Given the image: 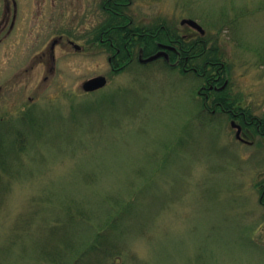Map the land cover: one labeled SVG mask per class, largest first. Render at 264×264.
Wrapping results in <instances>:
<instances>
[{
	"label": "rangeland",
	"instance_id": "obj_1",
	"mask_svg": "<svg viewBox=\"0 0 264 264\" xmlns=\"http://www.w3.org/2000/svg\"><path fill=\"white\" fill-rule=\"evenodd\" d=\"M19 1L0 43V264L45 263L38 248L61 240L50 221L64 211L81 243L67 264H96L82 253L100 232L120 264H264V127L240 141L232 115L204 110L201 80L162 60L115 70L90 34L101 0ZM130 11L178 30L197 20L220 41L233 92L264 117V0H132ZM100 74L108 84L85 91Z\"/></svg>",
	"mask_w": 264,
	"mask_h": 264
},
{
	"label": "trees",
	"instance_id": "obj_2",
	"mask_svg": "<svg viewBox=\"0 0 264 264\" xmlns=\"http://www.w3.org/2000/svg\"><path fill=\"white\" fill-rule=\"evenodd\" d=\"M127 0H111V7L114 8L119 3L126 2ZM121 7V6H120ZM123 9V7H121ZM125 10H130L127 7H124ZM117 10L119 8L117 7ZM112 13V11H111ZM127 21V18H121L119 16H110L109 17V24H110V41L114 43L112 46L111 43L108 42L106 45L108 50L111 52V54H114L117 58V61L119 63V68L116 70H123L124 68L131 67L134 65V62H137L136 55L138 54V51L135 49L137 45H139L140 41L136 38L134 34V30H130L129 28H118L120 23ZM164 26V27H163ZM154 27V26H153ZM98 40L100 38V35L96 37ZM204 40L205 47H204V60L201 63L198 59V54L201 51V48L199 47V44L202 43L201 40ZM164 41V42H178V44L181 46L185 45L187 43L181 36V33L178 32V29H176L173 25H168L166 23H160L159 25L156 23V26L154 27V34L151 36L150 39L144 38L142 41L143 46L146 45V42H151L149 45H147L144 48V54L149 55L151 53H154L158 47L156 46V43L152 41ZM102 44V43H100ZM103 45V44H102ZM189 49L191 55H195V58L193 59L195 66L199 70H203L205 72V79H209L211 75L216 74L215 72L219 68V62L224 63L226 67L220 68L222 70L223 77H228V74L230 73V63L228 62V59H225L224 51L222 49V46L220 44V41H218L216 38H214L213 34L208 33L207 34H201L198 33L196 37L192 38L190 37L188 41ZM184 47V46H183ZM119 49V51H117ZM175 56V55H174ZM215 62V63H213ZM139 63V62H138ZM141 64V63H139ZM166 64V63H165ZM174 71L178 68H172ZM179 69L182 71V68L179 67ZM219 69V70H220ZM182 74L186 75L183 71ZM192 78H199V76L196 73H192L190 75ZM231 80V79H230ZM229 92H232L233 99H229L226 97L222 98V101H225L226 104L229 103L231 107H236L238 109H249L248 105H246V99L243 98L238 93H234L233 89L230 87L225 92H219L214 91V96L218 97L228 95ZM226 95V96H227ZM242 102V103H241ZM251 117H253V129H256L257 124H261L264 127V117L260 118L259 116L255 115L251 109L249 114L247 115V119L250 120ZM1 118V117H0ZM34 121L33 115L30 117ZM244 122V119H242ZM3 121V120H2ZM1 122V121H0ZM22 122H25V119H22ZM258 131V129H257ZM17 141L20 146H22L24 142V137L19 133L17 135ZM54 220L50 221L52 224L51 229V236L54 234V232H59L61 235V240L56 245H41L38 250L41 251L42 257L48 262H54L57 264H67V260L75 253L78 252L77 248L81 245L77 241L78 238L73 235L72 229L70 227V223L74 222L76 219V214L70 213V212H61L57 217L53 218ZM72 236H74L76 239H73ZM110 237V235H107ZM105 237L102 232L96 234V239L91 242L89 249H84L82 255L86 257L88 254H91L93 256L94 263L96 264H105V260L108 256L113 255L115 253V247L113 245H109V241H105L103 239ZM117 256L118 259L115 260L114 264H120L119 259L121 258L118 253L116 252L114 254ZM83 257H78L74 264H81L82 262H79L80 259ZM44 262H41V264H45ZM93 264V263H92Z\"/></svg>",
	"mask_w": 264,
	"mask_h": 264
},
{
	"label": "flooded vegetation",
	"instance_id": "obj_3",
	"mask_svg": "<svg viewBox=\"0 0 264 264\" xmlns=\"http://www.w3.org/2000/svg\"><path fill=\"white\" fill-rule=\"evenodd\" d=\"M110 2L111 0H101L100 5H101L102 10L106 14V18L103 20V22H101V24L94 26L90 30V34L94 35L95 37L93 41L91 40L92 43L93 44H96V42H98L99 44L102 43L103 45L100 44V46L102 47L104 51L108 53V60L111 63V65L114 67V69L119 68V63L117 61L116 56L114 54H111V52L108 50L106 46L108 42L111 43L112 46L114 45V43L110 41V36H109V32L111 28L109 24V17L111 15L119 16L121 18L125 17L127 18V21L120 23L119 26L117 27L124 28V29L129 28L130 30H134V34L136 38L138 39V41H140L139 45H137L135 48L138 51V54L136 55V59L137 61L142 62V57L144 58L147 57V56H144V48L151 43L148 41L146 42V45L143 46L142 41L145 37L148 39L151 38V36L154 34V27L156 26V23L154 25L152 24L147 25L146 23L137 19V17L133 14V12H131L130 10H125L124 7H127V6L130 9L132 0H127L126 2L119 3L114 8L111 7ZM20 3L21 1L19 0H5V12H4V16L0 20V43L4 42V40L8 41L6 35H9V33L12 32L13 29H15L18 26V9L20 8L19 7ZM26 3L29 4L28 8L33 9V3L38 4V8H39L40 1L27 0ZM120 6L123 7V9H121ZM117 7L119 8V10H117ZM40 14L41 16L44 15L42 12L39 13V11L33 13V16L30 18L31 27L34 28L40 25V23L43 24L44 17H40ZM179 29L181 31L178 30V32L181 33L182 38L187 42L185 43V45H183L184 47L183 46L180 47L178 42H173V40H171V42H168V43L164 41H158V42L155 40L152 41V43L153 42L156 43L158 50L160 49L167 50L169 54V55L167 54V55L160 56L159 59H157V61L162 60L166 62L172 68L181 67L182 71L186 75L196 73L199 76V79L201 80L200 82L202 83L198 91V97L203 98L204 110H208V111L210 110L213 114L217 112H220V113L226 112L232 115V117L236 121H238V124L242 126V135L245 138H248V136L253 135L252 133L253 124L252 123L254 119L253 117H251L250 120L247 119V115L250 112V108L242 110L234 106L231 107L229 103L226 104L225 101H222L223 97L233 99V96H229L233 94L232 92H229L228 95L226 94L227 96L226 95L225 96L219 95L218 97L214 96V91L225 92L230 87V84H231L230 78L225 77V76L223 77L222 70L220 69V68L226 67V65L222 62L221 63L219 62V68L215 72L216 74L211 75L208 80L205 79V72H203V70H199L195 66V63L193 61V59L195 58V55H191L189 45H188V41L190 37L192 38L196 37L198 32L196 31V33H192L194 29H191V28H179ZM191 30L192 32H190ZM5 31L6 33L4 34ZM98 35H100L99 40L96 38ZM61 40H62V36L60 35L59 37H55L50 44V51L52 53L53 61L55 59L56 45L60 43ZM68 41L69 43L73 44L72 39H69ZM201 41L202 43L199 44L201 51L199 52L197 56H198L199 61L202 63L204 60L203 55H204L205 43L203 39ZM166 45H173L174 48L171 49L169 47H166ZM117 51H119V49H117ZM172 57H175L176 60H172ZM246 101H247L246 105H249L250 100L246 98ZM242 119H244V122ZM261 127H262L261 124L256 125V128L258 130H261Z\"/></svg>",
	"mask_w": 264,
	"mask_h": 264
},
{
	"label": "water",
	"instance_id": "obj_4",
	"mask_svg": "<svg viewBox=\"0 0 264 264\" xmlns=\"http://www.w3.org/2000/svg\"><path fill=\"white\" fill-rule=\"evenodd\" d=\"M182 23H188L190 25H192L193 27H196L198 28L202 33L205 32V29L203 28V26L195 19L193 18H184L182 20ZM77 47H79V45H77ZM166 47H169V48H174L173 46H169V45H166ZM161 55H167V52L165 50H162V51H159L157 52L156 54L154 55H151L150 57H147L144 59V61H150V60H153ZM107 77L105 75H97V76H94V77H91L89 79H86L82 86L85 90L87 91H91V90H96L98 88H101L103 86H105L107 84ZM234 124V123H233ZM240 128L237 132V137L238 138H241V135H240Z\"/></svg>",
	"mask_w": 264,
	"mask_h": 264
}]
</instances>
